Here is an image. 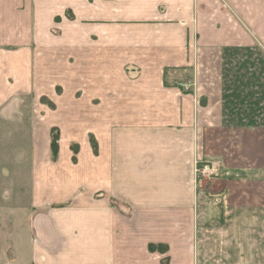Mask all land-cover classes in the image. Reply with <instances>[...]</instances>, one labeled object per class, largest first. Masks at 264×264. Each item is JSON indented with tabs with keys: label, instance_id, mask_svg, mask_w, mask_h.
Wrapping results in <instances>:
<instances>
[{
	"label": "crops",
	"instance_id": "obj_1",
	"mask_svg": "<svg viewBox=\"0 0 264 264\" xmlns=\"http://www.w3.org/2000/svg\"><path fill=\"white\" fill-rule=\"evenodd\" d=\"M14 81L69 109L0 264H197L198 163L264 150V0H0Z\"/></svg>",
	"mask_w": 264,
	"mask_h": 264
},
{
	"label": "rangeland",
	"instance_id": "obj_2",
	"mask_svg": "<svg viewBox=\"0 0 264 264\" xmlns=\"http://www.w3.org/2000/svg\"><path fill=\"white\" fill-rule=\"evenodd\" d=\"M15 83L8 85L15 93L0 102V241L14 221L11 212L31 203L44 160L59 158L61 128L52 124L59 118L57 109H69L68 100L58 105L49 94L38 98L33 91H16ZM236 146L220 147L214 150L219 157L197 165L213 169L197 174L205 193L198 212L197 264H264V150L239 139ZM68 148L75 159L76 143Z\"/></svg>",
	"mask_w": 264,
	"mask_h": 264
},
{
	"label": "built area",
	"instance_id": "obj_3",
	"mask_svg": "<svg viewBox=\"0 0 264 264\" xmlns=\"http://www.w3.org/2000/svg\"><path fill=\"white\" fill-rule=\"evenodd\" d=\"M206 171H208L210 174L213 173V169H210L209 165H205L202 169H200V168H196V172H197V174H198V173H200V174H201V173H202V174H205Z\"/></svg>",
	"mask_w": 264,
	"mask_h": 264
}]
</instances>
